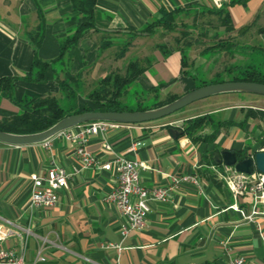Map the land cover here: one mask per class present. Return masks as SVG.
<instances>
[{"label": "crops", "instance_id": "crops-1", "mask_svg": "<svg viewBox=\"0 0 264 264\" xmlns=\"http://www.w3.org/2000/svg\"><path fill=\"white\" fill-rule=\"evenodd\" d=\"M214 7L227 8L235 27L221 38L232 36L236 45L252 42L256 36L264 41V0H223L222 6L214 0H95L94 25L70 45L63 58L49 65L45 80L31 81L23 76L36 55L35 36H43L37 55L54 59L61 53V42L76 33L87 14L73 0H0V77H18L12 97L0 101V117L29 108L34 99L72 89L71 85L85 89L109 73H126L132 60L127 62L125 56L131 51L137 54L133 60L145 68L135 81L144 89L181 95L197 87L196 78L186 72L184 46L176 31L158 26L147 32L144 27L159 19L163 8L201 11ZM201 19L205 24L219 23L210 13ZM157 32L163 34L164 43L149 45L146 39ZM209 33L203 39L193 34L191 39L201 45L204 38H220H213L212 29ZM187 52L192 62L206 53H195L193 44ZM62 80L69 81V86L64 87ZM216 96L222 100L199 114L172 113L151 121L118 123L90 136L87 148L102 162L117 155L144 162L140 175L145 185L165 184L174 173L191 172L198 173L203 183L202 190L184 183L168 200H151L144 227L125 238L123 216L105 199L118 183L115 166L82 168L76 144L61 136L49 144L0 141L4 244L18 246L20 232L30 227L24 264H34L43 242L46 260L37 264H227L236 256L246 257L249 264H264V213L251 219L245 216L253 211L252 195L236 196L224 178L226 164L213 160L217 150H241L250 143V134L260 137L264 120L247 118V109L254 104L242 100L239 93ZM80 98L79 107L91 101L87 93ZM205 113L214 120L201 130L203 138L182 131L188 118ZM52 163L71 173L68 185L60 190L56 205L32 207V175L44 174ZM108 241L121 242L123 247L107 248Z\"/></svg>", "mask_w": 264, "mask_h": 264}, {"label": "trees", "instance_id": "trees-1", "mask_svg": "<svg viewBox=\"0 0 264 264\" xmlns=\"http://www.w3.org/2000/svg\"><path fill=\"white\" fill-rule=\"evenodd\" d=\"M74 4L82 9L87 14V21L82 24L76 31V33L68 38H65L61 42V53L58 57L50 60H44L37 55L38 47L42 42V35L35 36L34 47L36 51V55L32 64L31 69L25 73L23 76L25 79L31 81H42L46 79L45 71L49 67L50 64L55 62L58 59L63 58L66 54L67 49L73 44L87 29L94 25V9H95V0H73ZM235 1H246V0H233ZM210 13L211 15H215L218 19L219 23H214L213 20L205 24L201 19L202 14ZM162 16L149 23L144 27V31L153 32L156 27L163 26L164 29L169 31H175L179 27H184L185 31L182 32L183 35L177 36L178 42L180 44L182 41L185 42V46L181 49L183 53V64L184 66L189 65V54L188 48L194 43V40L191 39L192 31H187L186 28L192 27L195 30H200L198 39H203V36L207 34L210 35L209 31L211 29L214 31L213 38H219L222 33L232 32L234 30V23L231 18L230 11L225 8H212L209 10H190V9H176V10H168L161 9ZM208 37V36H206ZM230 39H212L207 42V46L204 48V51L207 52L209 50H222L226 46L236 45V41L232 40V36ZM186 39V40H185ZM197 41V40H196ZM203 42V41H202ZM165 47V45H163ZM144 66L139 62V60H132L127 66V72L121 74L119 72H112L105 76H103L99 82V84L88 93V98L96 104L94 107L86 105L83 108L79 107H64L59 98L56 95L48 94L46 96L34 99L30 103V107L19 111L11 116H2L0 117V129L11 131V132H35L42 130L62 117L69 115L74 112L83 111V110H91V109H102V110H125V109H145L150 107L159 106L165 104L176 97L180 96L178 93H169L165 97L161 99H157L152 105H144L142 103H138L137 107H131L124 100V96L128 93L130 85L136 81L137 77L144 71ZM188 73L189 71L186 70ZM192 76L196 78V76L192 73ZM69 78H73L72 75ZM18 77L17 76H2L0 77V101L2 97H12L14 87L16 84ZM223 80H251V81H259L264 82V70L253 67L246 66L244 69H241L237 72H231L227 74V76H222L221 71L216 72V76L213 80L207 81L205 79L197 80L196 85L200 86L209 82H217ZM63 86H69V81H60ZM66 88L68 93L76 94V89ZM156 89H154L155 91ZM247 118L254 117L264 120V109L263 108H255L248 107ZM214 120V116L211 113L200 114L194 117L188 118L183 126L181 127L182 131L188 133L194 138H203V133L201 130L205 128L211 121ZM215 135V134H214ZM251 145L245 146L241 150H237L236 153L240 159L251 154L249 151ZM250 152V153H249Z\"/></svg>", "mask_w": 264, "mask_h": 264}, {"label": "built area", "instance_id": "built-area-1", "mask_svg": "<svg viewBox=\"0 0 264 264\" xmlns=\"http://www.w3.org/2000/svg\"><path fill=\"white\" fill-rule=\"evenodd\" d=\"M217 6H222L223 0H214ZM119 122L92 121L59 132L56 136L64 137L76 144L75 154L82 168L100 167L110 169L115 166L118 171V183L108 193L105 199L113 202L124 221L122 222V238L128 236L133 230L144 227L146 216L150 210V201H166L172 193L184 183H192L202 190L203 183L198 173H174L169 182L148 186L142 183L140 169L145 163L130 159L122 155L115 156L112 160L100 161L98 157L87 148L90 136L105 132L109 127L118 125ZM52 139V138H51ZM51 139L45 143H50ZM109 147V144H107ZM224 178L227 185L236 196L250 194L253 197V211L245 215L242 208L236 206L247 218L254 214L264 213V172L257 168L252 173L236 170L233 166L226 165ZM71 173L66 167L52 163L44 174L32 175V193L30 205L32 207H51L56 205L60 197V190L68 185ZM31 228L27 227L20 232L21 240L18 246H6L4 239L7 233L0 234V264H24L28 248ZM47 239L45 238L44 241ZM43 242L34 258V264L46 260ZM107 248L121 249V242L108 241ZM227 264H249L246 257L236 256Z\"/></svg>", "mask_w": 264, "mask_h": 264}, {"label": "rangeland", "instance_id": "rangeland-1", "mask_svg": "<svg viewBox=\"0 0 264 264\" xmlns=\"http://www.w3.org/2000/svg\"><path fill=\"white\" fill-rule=\"evenodd\" d=\"M185 28L179 27L176 29V33L178 36L183 35L182 32L185 31ZM187 31H192L193 34L197 35L199 34L197 30H195L192 27L186 28ZM199 30V29H198ZM191 36V37H192ZM147 43L151 45V43L156 42L158 43H164V37L163 34L154 33L149 38L146 39ZM186 40V39H185ZM186 41H182V45L185 46ZM240 44L238 45H232L227 46L226 49H220V50H209L205 54L201 55L198 58H194V62H192V57L189 58V65L188 70L190 73H193L196 76V79L199 81L201 79H205L207 81H211L215 78L216 72L221 71L222 76H227V74H230L231 72H237L241 69H244L246 66L253 68H259L264 70V41L260 40L257 36L253 38L252 42L248 41H240ZM197 44V45H196ZM195 45V53L199 52L201 50L204 51V48L207 46V42L201 45H198V43H193ZM125 60L127 62H130L131 60L137 58V54L133 53L132 51L129 52L125 56ZM211 83V82H209ZM98 83L94 85H90L89 83L85 85V89H76V94L74 93H68V90H61L60 93H57L56 96L59 98L61 104L66 107H79L81 103L80 96H84L86 93L88 94L91 92ZM159 93V94H158ZM156 92L152 89H144L142 83L140 82H133L130 87L128 93L124 96L125 102H127L131 107H137L138 103H142L144 105H152L153 102L156 101V99L161 96V98L165 97L166 95H163V91ZM225 93H239V97L242 100H245V102H251L252 107L255 108H263L264 109V95L253 93V92H225ZM214 94L211 96H207L205 98L193 101L192 103L184 106L183 108L175 111L174 113L176 115H186V114H199L201 112L206 111V108L216 106V104L222 100V98L219 100L217 99L216 95ZM93 105L96 106L93 101L88 102L86 105ZM86 105H83V108ZM172 114V113H171ZM260 137H256L254 134H250L249 140L251 145L249 151L252 150H264V122L262 124V127H260V130L258 133H260ZM249 152V153H250ZM250 155V154H249ZM248 155V156H249Z\"/></svg>", "mask_w": 264, "mask_h": 264}, {"label": "water", "instance_id": "water-1", "mask_svg": "<svg viewBox=\"0 0 264 264\" xmlns=\"http://www.w3.org/2000/svg\"><path fill=\"white\" fill-rule=\"evenodd\" d=\"M225 92H253L264 95V82L251 80H223L197 86L175 99L155 107L125 110H83L66 115L52 125L35 132H11L0 129V141L9 144H34L46 142L59 132L92 121H110L119 123H139L159 119L174 113L193 101ZM179 129H172V131ZM181 132V131H180ZM213 160L220 164L233 166L236 170L252 173L256 168L264 172V150L240 159L236 151L226 148L213 153Z\"/></svg>", "mask_w": 264, "mask_h": 264}]
</instances>
